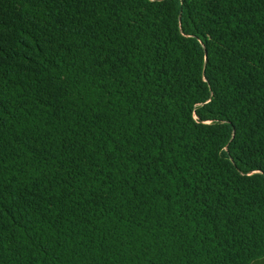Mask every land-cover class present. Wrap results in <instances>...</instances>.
Listing matches in <instances>:
<instances>
[{
    "label": "trees",
    "instance_id": "16d2710c",
    "mask_svg": "<svg viewBox=\"0 0 264 264\" xmlns=\"http://www.w3.org/2000/svg\"><path fill=\"white\" fill-rule=\"evenodd\" d=\"M0 264H264V0H0Z\"/></svg>",
    "mask_w": 264,
    "mask_h": 264
}]
</instances>
